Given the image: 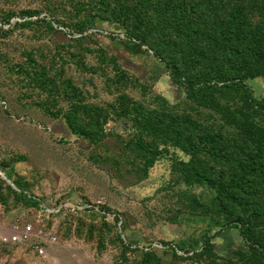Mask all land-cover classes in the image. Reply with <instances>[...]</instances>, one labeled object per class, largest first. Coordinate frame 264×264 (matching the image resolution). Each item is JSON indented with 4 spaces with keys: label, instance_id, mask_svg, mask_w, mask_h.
Returning a JSON list of instances; mask_svg holds the SVG:
<instances>
[{
    "label": "rangeland",
    "instance_id": "1",
    "mask_svg": "<svg viewBox=\"0 0 264 264\" xmlns=\"http://www.w3.org/2000/svg\"><path fill=\"white\" fill-rule=\"evenodd\" d=\"M256 72L264 0H0V172L22 191L0 182V234L56 238L0 244V264H264Z\"/></svg>",
    "mask_w": 264,
    "mask_h": 264
},
{
    "label": "trees",
    "instance_id": "2",
    "mask_svg": "<svg viewBox=\"0 0 264 264\" xmlns=\"http://www.w3.org/2000/svg\"><path fill=\"white\" fill-rule=\"evenodd\" d=\"M32 14H36V12H33V11L23 12V15H26L28 17H30ZM120 19H124V22L128 21L126 16H121V14L118 13L117 20H120ZM123 25H125V24H123ZM132 32L134 33L132 35L137 36L139 38H142L143 39V43L144 42L146 43L147 39L149 38L148 34H146L145 32H141L140 29L133 30ZM168 69L170 71V77H171V80H172L173 84L177 85L180 88H184V87H186V85H188L189 88H194V89L195 88H200L201 90L210 89V87H211V85H210V83H209V81L207 79L198 80L197 83L187 80L185 78V74L183 73L181 68L179 66H177L176 64H168ZM251 76L252 77L264 76V72H256V73L252 74ZM237 80L238 79L234 78L231 83H227L226 82L222 87L226 88V89L233 88V87H236V86L240 87L241 85L244 88L246 87V85L243 84V82H241V80H240V83L237 82ZM137 150H141V149L137 148ZM256 161L257 160L255 158H251V160H250L251 169H253L255 173L264 174V169H262L259 166H257ZM178 164L181 167L187 169L192 175H196V173L191 169L189 164H186L184 162H179ZM14 192L18 193L19 195L22 193L21 190H20V193L16 192V191H14ZM34 204H36V206H37V202H34ZM251 218H252L251 219L252 223L254 225L259 223L261 220L264 219V210H261V209L255 210L252 213ZM241 231H242L243 234H246V229L245 228H243ZM212 238L213 237H209L208 235L204 237V242H203L202 252L201 253H208L210 251L211 244H212L211 243ZM258 253H260V255H264V249L256 250L254 252V254H258Z\"/></svg>",
    "mask_w": 264,
    "mask_h": 264
},
{
    "label": "built area",
    "instance_id": "3",
    "mask_svg": "<svg viewBox=\"0 0 264 264\" xmlns=\"http://www.w3.org/2000/svg\"><path fill=\"white\" fill-rule=\"evenodd\" d=\"M6 182L10 187L20 193V189H18L16 186L11 184L10 180L8 177H6L4 174L0 172V182ZM67 203L66 202H60L59 204H48L45 202H38L37 203V208L39 213H42L49 217L50 215H58L61 212L64 211L66 208ZM41 230L39 231V234H35V230L32 227L30 223H21V222H16L12 224V226L9 229V233L7 234H0V244L3 245H14V244H27L32 242L34 238L39 239L37 242V246L35 248L36 252L40 257H43L45 255V249L42 246L46 242L49 243H54L56 241V238L54 236H49L47 239L41 237Z\"/></svg>",
    "mask_w": 264,
    "mask_h": 264
}]
</instances>
